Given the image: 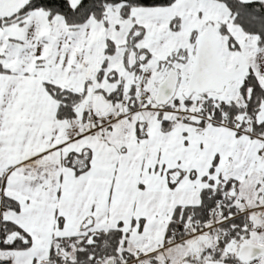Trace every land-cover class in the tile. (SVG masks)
Listing matches in <instances>:
<instances>
[{"label": "snow or ice", "instance_id": "snow-or-ice-1", "mask_svg": "<svg viewBox=\"0 0 264 264\" xmlns=\"http://www.w3.org/2000/svg\"><path fill=\"white\" fill-rule=\"evenodd\" d=\"M0 264H264V0H0Z\"/></svg>", "mask_w": 264, "mask_h": 264}]
</instances>
